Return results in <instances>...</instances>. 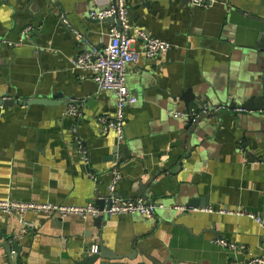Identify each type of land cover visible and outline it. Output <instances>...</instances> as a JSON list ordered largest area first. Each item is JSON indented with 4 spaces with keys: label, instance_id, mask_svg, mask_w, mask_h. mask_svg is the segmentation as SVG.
Instances as JSON below:
<instances>
[{
    "label": "crops",
    "instance_id": "0c3cea01",
    "mask_svg": "<svg viewBox=\"0 0 264 264\" xmlns=\"http://www.w3.org/2000/svg\"><path fill=\"white\" fill-rule=\"evenodd\" d=\"M110 2L0 0V200L94 203L106 199L109 171L117 163V196H144L162 207L155 217H104L99 228L93 217L28 212L33 227L22 234L15 215L0 213V242L18 245L10 256L0 247V264H79L100 239L121 255L133 241L136 257L117 261L126 264H149L142 252L162 264H226L260 254L261 226L243 214L217 210H246L264 221V133L248 123V111L229 107L259 74L258 59H264L258 47L264 0H213L206 8L192 0H126L129 24L171 46L127 66L126 84L137 100L125 108L120 143L98 120L112 114L114 94L99 89L91 72L71 64L84 49L102 52L115 24L89 13ZM26 26L31 30L20 44L2 43H18ZM200 86L221 108L214 129L208 119L201 121V145L192 151L184 139L187 122L168 113L184 111L177 98ZM50 94L61 101L22 103ZM9 95L15 102L1 103ZM71 104L79 115L68 113ZM196 110L191 105L189 112ZM75 135L88 163L77 151ZM192 199L198 203H189ZM173 205L214 211H177ZM220 237L237 249L220 248L215 242Z\"/></svg>",
    "mask_w": 264,
    "mask_h": 264
},
{
    "label": "built area",
    "instance_id": "2783aa9c",
    "mask_svg": "<svg viewBox=\"0 0 264 264\" xmlns=\"http://www.w3.org/2000/svg\"><path fill=\"white\" fill-rule=\"evenodd\" d=\"M213 3V0H192V5L198 7H208ZM126 0H113L109 5L99 11H91L89 17L98 20H104L106 18L116 15L120 22V30L116 28V25H112L109 29L108 42L103 48L102 52L94 49H84L78 53L72 60V69L74 70H88L91 72L90 79L101 90H105L114 94L115 103L112 114L101 116L98 118L101 124L102 131L113 132L118 143L124 139V120H125V108L128 104L136 102V96L129 94V90L126 84V68L129 64L136 62L140 55L146 58H154L156 55L165 54L170 49V43L161 40L157 37L150 35L145 29L133 26L129 24L127 18ZM66 22L65 19H62ZM31 30V26L24 27L21 32V38L18 43H13L7 40H1L2 43H7L9 46L18 45L25 38L28 31ZM140 42V48L136 50L134 43ZM221 106L214 109L218 111ZM68 113L73 115H79L78 110L72 104L69 105ZM208 113V108L203 106L201 110L193 112L185 111H172L171 116L186 120L191 118L192 121L201 115ZM72 132L76 133V129L73 128ZM75 144L79 154L83 156V159L88 163L87 151L82 146L78 136L75 135ZM111 180L108 186V198L111 204L108 209H100L94 203H88L84 206H71L65 204H56L43 201H16V200H0V213L5 215H15L20 224V234L30 230L33 227V223L29 222L25 218V214L28 212L42 213L46 215H57L64 217L67 215H76L81 218L96 217L98 215H105L107 217H114L122 214H141L145 217H152L157 208L161 205H155L150 202H146L144 199L138 198H121L115 194L116 185L120 179L118 164H112L110 169ZM173 209L177 211H189V212H213L212 208H194L180 205H173ZM218 213L223 214H243L256 223H258L264 234V221L258 216L246 210H231L229 208H220ZM220 248L234 251L237 249V245L228 241L223 237L215 240ZM261 253L251 256L246 261L230 260L226 264H264V241L261 245ZM98 247L92 246L91 251L97 252Z\"/></svg>",
    "mask_w": 264,
    "mask_h": 264
},
{
    "label": "water",
    "instance_id": "95a60500",
    "mask_svg": "<svg viewBox=\"0 0 264 264\" xmlns=\"http://www.w3.org/2000/svg\"><path fill=\"white\" fill-rule=\"evenodd\" d=\"M113 1V0H111ZM106 21H110L111 23L116 25V28L120 30V22L118 21L116 15L110 18L104 19ZM258 47L264 49V30L261 31V33L258 34ZM258 71L259 74L256 75V77L251 81L249 84V87L247 89H243L241 96L237 100H232L229 104V107L231 108H238L241 110H246L249 112L247 115V119L249 120L248 123L252 125V127H259V130H261L264 133V59L261 60L258 59ZM201 89H193L188 88L182 94L177 98L178 101L182 102V107L185 112H189V109L191 108V105H195L197 110H201L203 106H206L208 108V113L199 115L195 121H192L191 118H187V127H183L184 130V139L186 144L189 146V149H192V151L200 144V137L198 134L200 123L203 119H208V127L214 129L215 123L219 119L217 111L214 112V109L216 106L211 104V97L209 94L208 89H203L200 86ZM214 93V88L211 89ZM56 101H61L57 97L52 96V94L45 96L44 98H32L31 100L23 101V104H44V105H50L53 104ZM15 101L11 98V95H9L8 100H4L1 103L3 104H9L11 105ZM175 103V102H174ZM172 111H179V110H171ZM170 116L171 114L168 113ZM206 126V127H207ZM204 127L203 130H206L207 128ZM181 139H183V136H180ZM114 150V149H113ZM140 191L143 190V187L139 189ZM107 197V196H106ZM145 199V197L143 196ZM148 202V200H146ZM94 203L96 206H98L100 209L105 208L108 209L111 201L108 198L107 200L104 199V197H98L95 198ZM189 203L196 204L198 203L197 199H192ZM202 200H200V205H202ZM107 217L105 215H98L94 217L92 220L96 227H100L101 223L103 221V218ZM155 217V215H153ZM2 239V235L0 234V240ZM0 247L3 248L4 252L7 254V256H10L11 254V248L13 247L14 250H17L18 245L13 242L9 243L7 240H2L0 242ZM137 250L134 247V243L132 241L130 251L128 254H116L112 250H109L106 246L103 245L102 239H100L98 244V249L96 253L89 254L83 257V259L79 262V264H94L98 259L104 260L102 262H99L98 264H126L123 262H117L118 260H122L123 258H127L129 260H133L137 255ZM145 256L146 260H148L149 264H162L161 261H157L154 258L146 255L144 252H142ZM109 261V262H105ZM114 261V262H113ZM116 261V262H115ZM138 264H146L145 261H142Z\"/></svg>",
    "mask_w": 264,
    "mask_h": 264
}]
</instances>
